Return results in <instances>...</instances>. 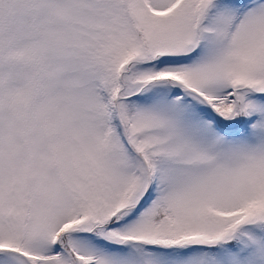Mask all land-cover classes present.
Returning <instances> with one entry per match:
<instances>
[{
  "label": "snow or ice",
  "instance_id": "snow-or-ice-1",
  "mask_svg": "<svg viewBox=\"0 0 264 264\" xmlns=\"http://www.w3.org/2000/svg\"><path fill=\"white\" fill-rule=\"evenodd\" d=\"M0 264H264V0H0Z\"/></svg>",
  "mask_w": 264,
  "mask_h": 264
}]
</instances>
